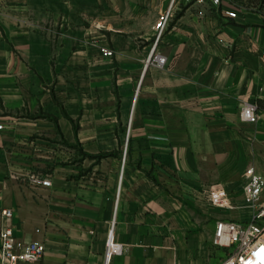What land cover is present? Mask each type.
Masks as SVG:
<instances>
[{"label":"crops","instance_id":"0c3cea01","mask_svg":"<svg viewBox=\"0 0 264 264\" xmlns=\"http://www.w3.org/2000/svg\"><path fill=\"white\" fill-rule=\"evenodd\" d=\"M167 3L0 0V209L45 245L22 264H218L215 222L252 217L264 121L239 111L264 116V13L176 0L145 67Z\"/></svg>","mask_w":264,"mask_h":264},{"label":"built area","instance_id":"2783aa9c","mask_svg":"<svg viewBox=\"0 0 264 264\" xmlns=\"http://www.w3.org/2000/svg\"><path fill=\"white\" fill-rule=\"evenodd\" d=\"M187 2L204 5H219L221 0H185ZM176 0H169L166 7L157 15L153 23L154 40L150 53L145 59L144 66L154 65L163 67L166 56L155 49L156 43L162 37L165 29L175 14ZM203 13L202 9L198 11ZM104 55H111L112 51L101 47ZM261 52L264 54V47ZM241 119L252 123L264 116L258 112V104L254 100H245L239 111ZM35 183L48 186L50 179L47 176L33 174ZM264 189V177L255 172L252 167L246 171V180L243 185V194L253 207V214L249 220L218 219L215 222L213 242L227 248L225 257L218 264H264V198H261ZM215 202L222 207L231 206L224 195L215 197ZM12 210L9 207L0 209V264H22L38 262L45 251L44 242L39 239L30 241L20 240L13 231L10 219ZM114 250V239L109 235L106 243V260L108 261Z\"/></svg>","mask_w":264,"mask_h":264},{"label":"rangeland","instance_id":"374dc122","mask_svg":"<svg viewBox=\"0 0 264 264\" xmlns=\"http://www.w3.org/2000/svg\"><path fill=\"white\" fill-rule=\"evenodd\" d=\"M116 4H120L121 0H114ZM238 5H242L248 8H254L264 13V0H232ZM169 2V0H168ZM158 15V13H157ZM157 18V17H156Z\"/></svg>","mask_w":264,"mask_h":264}]
</instances>
